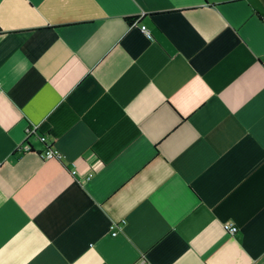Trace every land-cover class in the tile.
<instances>
[{"label": "crops", "instance_id": "crops-1", "mask_svg": "<svg viewBox=\"0 0 264 264\" xmlns=\"http://www.w3.org/2000/svg\"><path fill=\"white\" fill-rule=\"evenodd\" d=\"M258 13L0 0V264H264Z\"/></svg>", "mask_w": 264, "mask_h": 264}, {"label": "built area", "instance_id": "built-area-1", "mask_svg": "<svg viewBox=\"0 0 264 264\" xmlns=\"http://www.w3.org/2000/svg\"><path fill=\"white\" fill-rule=\"evenodd\" d=\"M141 31L142 33H144V35L148 38H151V34H150V31L148 30V28L144 25L141 26ZM28 137L32 136L34 132V130L32 129V127H29L28 128ZM44 138L42 137L41 138V141L44 142ZM27 147L26 149L29 150V146L26 144ZM22 149V147H21ZM40 157L43 159V160H53V159H61V156L55 152V151H52V150H45L43 152L40 153ZM70 173L75 176L77 174V170H76V166L74 164L71 165V169H70ZM92 177V175H89L86 180H90ZM224 229L230 234V235H234L237 231H238V228L233 225V224H225L224 225ZM111 232H112V235L113 236H117L118 234V227L113 225L111 227Z\"/></svg>", "mask_w": 264, "mask_h": 264}, {"label": "trees", "instance_id": "trees-1", "mask_svg": "<svg viewBox=\"0 0 264 264\" xmlns=\"http://www.w3.org/2000/svg\"><path fill=\"white\" fill-rule=\"evenodd\" d=\"M259 18L264 22V15L261 13H258ZM135 20V18H129L128 21L132 23Z\"/></svg>", "mask_w": 264, "mask_h": 264}]
</instances>
